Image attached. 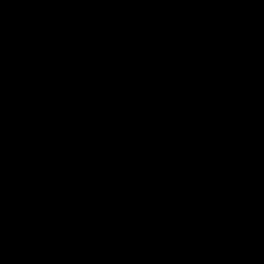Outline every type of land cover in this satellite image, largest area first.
Listing matches in <instances>:
<instances>
[{"label":"trees","instance_id":"16d2710c","mask_svg":"<svg viewBox=\"0 0 264 264\" xmlns=\"http://www.w3.org/2000/svg\"><path fill=\"white\" fill-rule=\"evenodd\" d=\"M200 7L196 5L186 11L183 5L147 0L121 4H68L64 6L63 16L57 19L54 39L48 43H34L31 38L12 32L5 23L2 79L6 99L10 98L3 108L5 128L22 118L52 116L61 104L70 107L73 114L91 115L118 103L153 95L154 82L171 78L200 39L196 25L205 22L198 15ZM79 8L85 11H77ZM235 15L237 21L229 29V35L223 36L218 29H213L175 79L188 77L194 82L196 66L202 58L219 57L220 50L225 47L233 49L238 35L249 37L251 42L254 37L255 42L262 39L264 0L240 5ZM125 24L127 30H121L120 26ZM34 48L41 49V55L33 63L26 61V53ZM243 54L248 55L249 51ZM149 101L132 105H147L143 110L151 119L155 111ZM129 106L99 117L108 118L105 128L112 132L116 145L112 158L98 163L91 173L85 171L76 186L69 188L61 184L62 199L51 207L50 201L45 203L40 198L51 189L41 188L37 192L30 183L32 169L42 165L37 163L35 156L31 166L21 165L16 145L10 142L17 134L14 129L33 121L38 123L41 119L19 123L4 133L5 193L13 188L19 196L21 186L31 194L21 205L26 208L27 215L21 222L22 229L7 264H42L49 248L62 251L76 232L91 236V225L109 230L113 225L126 223L129 239L141 235L156 238L174 235L176 239H183L189 234L212 238L220 234L208 219L212 207L194 209L191 205H177L163 191L166 182L157 184L152 175L154 169L144 170L130 164L132 156L146 150L137 152L134 142H122L113 131ZM188 115L186 121L194 120L193 112L188 111ZM184 129L177 131L182 139ZM144 138L153 144L159 142L151 134ZM249 210L248 225H264L258 223L262 219L259 213L264 212V193L253 199ZM30 217L35 219V224ZM45 219L49 220L47 227L42 225ZM231 219L241 221L235 215ZM49 236L53 237L51 241ZM110 241L111 237L105 241V246ZM241 246L255 256L258 264H264V228L248 234L242 242H212V248L221 252L239 250ZM150 250V244L145 243L137 247L136 252L148 253Z\"/></svg>","mask_w":264,"mask_h":264},{"label":"clouds","instance_id":"9594fccd","mask_svg":"<svg viewBox=\"0 0 264 264\" xmlns=\"http://www.w3.org/2000/svg\"><path fill=\"white\" fill-rule=\"evenodd\" d=\"M133 0H0V264H7L8 256L22 229L27 210L22 207L31 194L20 187L21 195L9 188L5 193L4 168V105L6 99L3 86L4 50L2 44L3 25L7 23L12 32L31 38L34 43H48L56 34V22L64 14L65 5L106 3L121 4ZM147 2L170 3L185 6L190 11L196 5L199 17L205 22L196 25L205 37L218 29L223 36L237 21L236 12L244 3L260 0H147ZM203 5H208L203 7ZM83 13V8L77 9ZM126 31L128 26L121 25ZM258 55H249L247 63L241 65V80L256 89L258 97H264V40L257 44ZM41 55V49L34 48L26 53V61L32 62ZM224 64L226 62L224 61ZM192 80L188 77L156 81L153 97L149 103L155 114L148 119L144 112L147 105H130L118 119L113 131L124 143L135 144L141 155L130 160L133 167L154 169L156 182H166L163 191L177 205L214 207L223 200L236 202L240 198L252 200L264 193V122L256 119L254 126L250 105L227 104L236 93L231 82L209 83L198 92H193ZM195 104L197 115L208 113L201 125L209 136L212 150L201 153L198 148L184 143L177 134L189 119L188 110ZM138 108L139 110H132ZM178 117V118H177ZM108 118L79 112L73 114L70 107L61 104L50 119L30 122L14 129V142L19 163L31 166L33 157L42 165L33 168L30 183L39 192L41 188L51 191L40 196L49 207L59 202L61 184L69 188L76 186L85 171L89 173L97 164L112 158L116 145L112 132L105 128ZM151 134L158 138L153 144L144 137ZM217 153L219 155H217ZM204 157V160L201 157ZM207 157H211L208 159ZM187 158V159H186ZM183 166V167H182ZM18 201V202H15ZM255 210V209H254ZM44 210L42 209V212ZM50 216L51 213H48ZM258 221L264 224V212ZM35 224V219L30 217ZM48 219L42 221L47 227ZM128 225L120 223L109 230L91 225V236L76 232L66 247L56 252L49 248L42 264H258L255 256L246 249L217 251L212 241L200 234H189L183 239L161 235L127 237ZM111 237L110 243L105 241ZM52 236L48 237L51 241ZM150 244V252L137 254V247ZM211 249V250H210Z\"/></svg>","mask_w":264,"mask_h":264},{"label":"crops","instance_id":"0c3cea01","mask_svg":"<svg viewBox=\"0 0 264 264\" xmlns=\"http://www.w3.org/2000/svg\"><path fill=\"white\" fill-rule=\"evenodd\" d=\"M261 37L262 39L256 42L254 37L251 42L249 37L241 38L238 35L233 49L225 47L220 50L219 57L202 58L196 66L197 72L192 88L193 92H198L209 83L231 82L236 88V93L228 101L214 108L213 111H219L220 107L227 106V104H235L238 107L250 105L253 119L249 121V124L252 126H254L256 119L264 122V97H258L255 87L241 80L242 68L240 67L242 64L247 63L248 55L256 56L259 54L257 44L264 40V34H261ZM238 39L243 40V42H237ZM245 51H249V54L244 55ZM224 61L227 65L224 64ZM188 111L193 112L195 118L191 121H185V129L182 133L184 143L198 148L199 151L208 150V152H211L210 138L201 128V125L207 120L208 113L203 116L197 115L198 109L195 104L191 105ZM217 155L219 154L217 153ZM201 158L204 159L203 156ZM254 174L259 175L260 172ZM252 202L253 199L247 200L246 198H240L234 203L222 199L217 206L212 207L208 219L212 221V224L220 234L209 239L212 242L217 240L227 242L240 240L242 242L248 234L263 229L264 225H248V215L251 212L249 209ZM190 212L193 213L194 211L190 208ZM232 215L237 216L241 221H232ZM240 249H242V246Z\"/></svg>","mask_w":264,"mask_h":264},{"label":"water","instance_id":"95a60500","mask_svg":"<svg viewBox=\"0 0 264 264\" xmlns=\"http://www.w3.org/2000/svg\"><path fill=\"white\" fill-rule=\"evenodd\" d=\"M204 7H207V5H204ZM204 38H205V36L201 35L200 39L198 40L197 44L195 45L194 49L192 50V52L190 53L188 58L185 60V62L181 65V67L178 69V71L171 78H173V79L177 78V76L183 71V69L185 68L187 63L194 57L198 47L203 42ZM152 97H153V95H151L149 97H146V98H143V99H140V100H132V101H128V102L118 103V104L112 105V106L102 110L101 112L97 113L96 115L98 117H101V116L105 115L106 113H108V112H110L112 110H115V109H118V108H121V107H124V106L132 105V104L140 103V102L141 103H146L149 100H151ZM50 118H51V116H49V115H34V116L22 118V119H19V120L15 121V122L11 123L10 125H8L5 128L4 133L7 130H9L12 127H14L15 125L19 124V123H24V122L33 121V120H39V119H50Z\"/></svg>","mask_w":264,"mask_h":264}]
</instances>
